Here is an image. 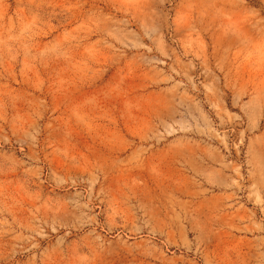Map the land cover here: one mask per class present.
<instances>
[{
	"label": "rangeland",
	"instance_id": "374dc122",
	"mask_svg": "<svg viewBox=\"0 0 264 264\" xmlns=\"http://www.w3.org/2000/svg\"><path fill=\"white\" fill-rule=\"evenodd\" d=\"M0 264H264V0H0Z\"/></svg>",
	"mask_w": 264,
	"mask_h": 264
}]
</instances>
